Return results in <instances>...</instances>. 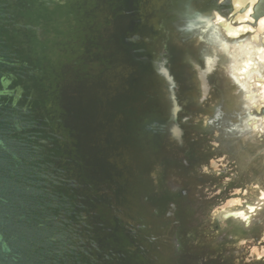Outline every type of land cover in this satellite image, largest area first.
I'll return each instance as SVG.
<instances>
[{"label":"water","instance_id":"obj_1","mask_svg":"<svg viewBox=\"0 0 264 264\" xmlns=\"http://www.w3.org/2000/svg\"><path fill=\"white\" fill-rule=\"evenodd\" d=\"M213 1L0 0V264H202L164 202L160 59Z\"/></svg>","mask_w":264,"mask_h":264},{"label":"flooded vegetation","instance_id":"obj_2","mask_svg":"<svg viewBox=\"0 0 264 264\" xmlns=\"http://www.w3.org/2000/svg\"><path fill=\"white\" fill-rule=\"evenodd\" d=\"M208 7L205 32L161 54L174 98L164 202L191 223L202 264H264V0Z\"/></svg>","mask_w":264,"mask_h":264},{"label":"rangeland","instance_id":"obj_3","mask_svg":"<svg viewBox=\"0 0 264 264\" xmlns=\"http://www.w3.org/2000/svg\"><path fill=\"white\" fill-rule=\"evenodd\" d=\"M229 206H230V207L227 208L226 205H225V206L223 205V207H222L220 210H217V212H218V211H223V210H225V209H231V205H229ZM217 212H216V213H217ZM223 212H225V211H223ZM229 212H230V211H228V212H226V213L223 214L224 218L229 216ZM233 215H234V214H233ZM223 216H222L221 218H223ZM234 216H236V215H234ZM236 217H237V216H236Z\"/></svg>","mask_w":264,"mask_h":264}]
</instances>
